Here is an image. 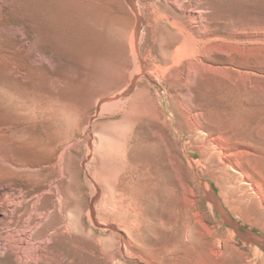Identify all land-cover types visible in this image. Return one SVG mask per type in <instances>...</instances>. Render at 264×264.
I'll use <instances>...</instances> for the list:
<instances>
[{
  "label": "bare ground",
  "instance_id": "bare-ground-1",
  "mask_svg": "<svg viewBox=\"0 0 264 264\" xmlns=\"http://www.w3.org/2000/svg\"><path fill=\"white\" fill-rule=\"evenodd\" d=\"M117 8L129 21V76L100 94L80 133L69 131L70 121L60 111L24 107L9 91L0 95V106L10 120L0 127V264H177L178 246L191 247L190 184L181 178L185 166L202 164L212 177H226L230 188L253 199L262 192L260 181L242 161L255 156L252 144L245 139L230 143L226 135L208 132L177 108L183 107V81L187 88L199 72L222 69L223 44L243 43L251 37L228 32L231 21L218 15L220 4L214 0H119ZM116 27L119 32L120 23ZM182 65L180 86L159 93L160 71ZM148 87L155 99L130 105ZM17 121L46 122L60 140L52 146L41 143L36 146L39 157L23 161L9 151L17 139ZM106 126L117 127L122 140ZM126 128L132 134L138 130L132 147L122 138L128 134ZM191 145L200 159L191 157ZM131 148H139L141 156L150 159L146 172L137 176L142 189L136 192L132 187L136 193L129 188L134 175H120L117 166L122 160L130 164ZM77 162L85 175L74 186ZM206 188L215 211L231 221L221 200L208 184ZM180 194L185 200L182 208L177 203ZM86 197L89 202L81 205L79 200ZM149 228L173 233L172 246L160 247L166 252L159 249L157 236V244L147 243ZM243 239L264 244L252 236ZM214 242L222 247L221 238ZM148 250H158L157 255H149Z\"/></svg>",
  "mask_w": 264,
  "mask_h": 264
},
{
  "label": "rangeland",
  "instance_id": "rangeland-1",
  "mask_svg": "<svg viewBox=\"0 0 264 264\" xmlns=\"http://www.w3.org/2000/svg\"><path fill=\"white\" fill-rule=\"evenodd\" d=\"M118 1L0 0V95L2 91L12 92L24 107L60 111L70 121L69 131L80 133L94 113L100 94L125 82L129 76L131 58L126 38L129 21L119 14ZM214 1L220 4L218 15L231 21L226 26L227 31L244 33L251 38L243 43L223 44L226 54L222 69L199 72L187 88L183 81L180 87L183 107L178 104V112L190 114L192 123L205 125L212 134L226 135L230 143L245 139L252 144L255 156L242 161L260 181L262 192L253 199L230 188L226 177H212L202 164L195 168L185 166L181 178L190 184V191L186 190L191 199V237L188 238L191 247L178 246L177 264H264V244L243 239V236H252L264 240V0ZM118 23L119 32L115 30ZM180 67L160 71L161 85L153 81L161 90L159 93L180 86L185 66ZM140 92L130 105L147 104L155 97L149 87L147 92ZM5 115L0 106V127L9 120ZM16 125L17 139L15 144H10L9 151L23 161L39 157L38 146H52L60 140L46 122L28 125L17 121ZM184 126L187 129V125ZM106 130L122 140L117 127L106 126ZM126 131L128 134L121 137L132 147L138 140V130L133 134L129 128ZM183 139L189 137L185 135ZM190 152L194 160L200 159V153L193 146ZM129 154L130 164L122 160L117 166L121 169L120 175L124 176L125 172L134 175L129 188L131 192H139L142 187L138 186L143 183H137L138 175L146 172L150 159L142 157L139 148H131ZM75 165L73 172L78 171L74 173V186L85 175L79 163ZM78 173L82 177L78 178ZM206 184L221 200L231 221H225V216L215 211ZM132 187L137 188L133 191ZM86 198L79 203L89 202L90 197ZM184 201L180 194L179 206ZM235 226H238L236 231ZM150 234H154L153 239ZM172 234L166 229L149 228L145 237L148 244L159 242V249L166 252L165 249L172 246ZM220 238L222 247L214 242ZM149 250V255L151 252L157 255L158 250Z\"/></svg>",
  "mask_w": 264,
  "mask_h": 264
}]
</instances>
